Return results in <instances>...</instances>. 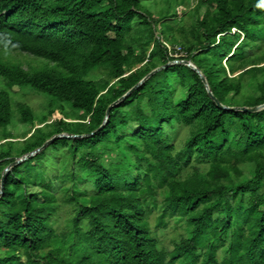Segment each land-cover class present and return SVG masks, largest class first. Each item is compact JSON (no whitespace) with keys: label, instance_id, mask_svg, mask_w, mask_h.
Returning <instances> with one entry per match:
<instances>
[{"label":"trees","instance_id":"trees-1","mask_svg":"<svg viewBox=\"0 0 264 264\" xmlns=\"http://www.w3.org/2000/svg\"><path fill=\"white\" fill-rule=\"evenodd\" d=\"M176 61L223 106H263L264 0H0V264H264V110L219 108L172 64L107 118ZM15 88L61 118L18 100L15 136Z\"/></svg>","mask_w":264,"mask_h":264},{"label":"rangeland","instance_id":"rangeland-1","mask_svg":"<svg viewBox=\"0 0 264 264\" xmlns=\"http://www.w3.org/2000/svg\"><path fill=\"white\" fill-rule=\"evenodd\" d=\"M189 4H190L191 8H195V6L197 4V0H189ZM149 11L152 14H154L155 18H158L154 5H151L149 7ZM171 13H173V11H171ZM204 13H205V10L203 9L201 12V15L203 16ZM175 22L178 26L183 25V19H181V18L176 19ZM15 54L17 55L19 60H21L25 63L26 69L29 68V64H32L34 66L39 65L38 64L39 62H37L35 60V58H33V56L30 54H22V53H15ZM177 62H180V61H177ZM15 93L17 94V96L13 97V100H14L13 101L14 102V117H13L12 125L8 128V130H9V132L13 133L17 137H23L25 134H28L29 132H31L32 126L19 123V121H18L19 115H18L17 106H16L17 101L19 100V101H24L25 103H27L29 105V107L33 110L37 122H39L43 119L44 116L47 115L48 104L50 103V101L55 100V99H53L51 96H49L47 94L37 93V92L32 91L30 89H25V90H23V92H21L19 90V88H15ZM55 105H56V111H57L56 117L61 118V116L59 115L60 103L57 100H55ZM131 126H132L133 130L137 129L136 124H131ZM4 133H5V131H2L1 137H4ZM39 152H40V150L36 151L35 153L38 154ZM67 152H70V150L68 149ZM105 161L111 164V163H119L121 160H120V157H118L117 155H113V156H106ZM60 190H61L60 184L55 183L54 184V191L56 193H59ZM39 191L40 190L38 188L30 187V188H28V195L31 196L34 194H38ZM67 210H68L67 208H63L61 213H60V217L57 218V228H58L59 232L64 231L66 226H67V220L69 218ZM158 215H159L158 213H154L150 219L151 226L154 230H155V225L157 223V218H158L157 216ZM180 233H181V227L176 226V224L171 221L170 225L167 229L162 230V231L161 230L157 231V237L162 241L163 245L170 252V251H173V249H174V241H177L180 238L179 237Z\"/></svg>","mask_w":264,"mask_h":264},{"label":"water","instance_id":"water-1","mask_svg":"<svg viewBox=\"0 0 264 264\" xmlns=\"http://www.w3.org/2000/svg\"><path fill=\"white\" fill-rule=\"evenodd\" d=\"M172 64H183L189 68H191L192 70H194L202 79L203 83L205 84L206 88H207V91L209 93V95L211 96V98L215 101V103L217 104V106L219 108H222L224 110H230V111H236V112H247V113H257V112H260L262 110H264V105L263 106H258V107H253V108H250V107H243V108H228V107H225L223 106L222 104L219 103V101L213 96L210 88H209V85H208V82L206 80V78L203 76L202 72L200 71L199 68H197L192 62L190 61H181V62H172L171 64H168L164 67H161V68H158L157 70L153 71L152 73H150L147 77H145L136 87H134L130 92H128L124 97H122L120 100H118L115 104H113L107 111V118H108V115H109V112L110 110L112 109V107L118 105L120 102H122L123 100H125L128 96H130V94L135 91L136 89H138L144 82H146L151 76H153L155 73L167 68L168 66L172 65ZM107 118L105 120V122L107 121ZM105 125V123H104ZM103 127V126H102ZM101 127V128H102ZM61 138H74V136H68V135H58V136H55L52 140H50L49 142H47L45 144V146L43 148H45L48 144L52 143L53 141L55 140H58V139H61ZM35 152L25 156L24 158L18 160L17 162H15L14 164L10 165L3 173V176H2V180L1 182L3 183V181L5 180L7 174L11 171V169L19 164H21L22 162H24L25 160H28L29 158L35 156ZM2 195V191L0 192V196Z\"/></svg>","mask_w":264,"mask_h":264},{"label":"built area","instance_id":"built-area-1","mask_svg":"<svg viewBox=\"0 0 264 264\" xmlns=\"http://www.w3.org/2000/svg\"><path fill=\"white\" fill-rule=\"evenodd\" d=\"M166 47H167V49L169 50V52L171 53V54H173V51L175 50L176 51V54H175V56L176 57H179V56H181V57H183L184 56V50L181 48V47H176V48H172L170 45H168V44H166Z\"/></svg>","mask_w":264,"mask_h":264}]
</instances>
